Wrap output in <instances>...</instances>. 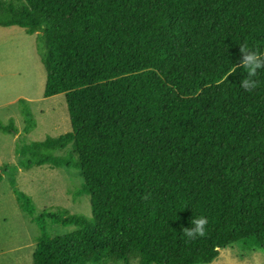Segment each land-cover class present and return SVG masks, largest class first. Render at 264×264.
Wrapping results in <instances>:
<instances>
[{"label":"trees","instance_id":"1","mask_svg":"<svg viewBox=\"0 0 264 264\" xmlns=\"http://www.w3.org/2000/svg\"><path fill=\"white\" fill-rule=\"evenodd\" d=\"M0 27L38 35L45 97L65 95L72 124L18 146V166L0 169L40 231L33 264L264 252V70L250 93L239 67L240 46L264 52V0H0ZM20 106L28 135L37 123ZM43 166L80 171L91 218L38 213L17 179ZM201 216L206 234L184 236ZM49 221L75 231L52 238Z\"/></svg>","mask_w":264,"mask_h":264},{"label":"rangeland","instance_id":"2","mask_svg":"<svg viewBox=\"0 0 264 264\" xmlns=\"http://www.w3.org/2000/svg\"><path fill=\"white\" fill-rule=\"evenodd\" d=\"M37 38L38 35H28L19 27H0V125H13L17 132H0V169L18 166V146L72 132L66 96L45 97L47 72L37 50ZM22 100L30 106L37 123L28 135L24 134ZM17 180L19 189L31 198L39 214L66 210L72 215L92 217L90 197L83 193L80 171L43 166L20 170ZM48 230L56 238L74 232L75 228L49 221ZM39 237L38 227L22 210L10 179L5 177L0 183V264H33ZM212 264H264V252L236 245L221 250Z\"/></svg>","mask_w":264,"mask_h":264},{"label":"clouds","instance_id":"3","mask_svg":"<svg viewBox=\"0 0 264 264\" xmlns=\"http://www.w3.org/2000/svg\"><path fill=\"white\" fill-rule=\"evenodd\" d=\"M240 47L243 52V59L239 67L247 72L246 78L243 79L240 87L251 93L258 87V82L255 79L257 73L264 70V52L250 50L247 46ZM235 68L237 69L236 66ZM208 223V219L204 216L196 218L194 221H191V227L182 230L183 234L192 240L203 237L206 234Z\"/></svg>","mask_w":264,"mask_h":264}]
</instances>
